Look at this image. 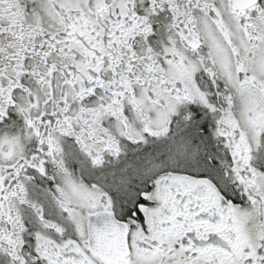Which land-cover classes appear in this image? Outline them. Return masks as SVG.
I'll list each match as a JSON object with an SVG mask.
<instances>
[{
    "label": "snow or ice",
    "instance_id": "snow-or-ice-1",
    "mask_svg": "<svg viewBox=\"0 0 264 264\" xmlns=\"http://www.w3.org/2000/svg\"><path fill=\"white\" fill-rule=\"evenodd\" d=\"M0 264H264V0H0Z\"/></svg>",
    "mask_w": 264,
    "mask_h": 264
}]
</instances>
